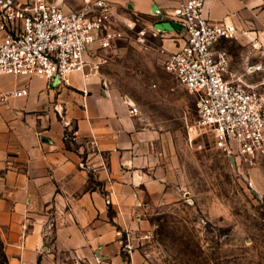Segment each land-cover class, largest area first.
Segmentation results:
<instances>
[{"label":"crops","instance_id":"1","mask_svg":"<svg viewBox=\"0 0 264 264\" xmlns=\"http://www.w3.org/2000/svg\"><path fill=\"white\" fill-rule=\"evenodd\" d=\"M52 1L79 9L96 0ZM107 1L117 20L152 21L166 52L184 44L182 27L165 16L179 0ZM204 15L236 24L238 41L260 46L242 61L228 50L231 71L251 79L246 64L264 62V0H205ZM21 88L29 94L0 105V236L9 264H144L140 250L125 256L123 246L142 213L173 194L156 132L94 69L73 73L70 86L0 74L1 90ZM67 129L78 140L66 141Z\"/></svg>","mask_w":264,"mask_h":264},{"label":"rangeland","instance_id":"2","mask_svg":"<svg viewBox=\"0 0 264 264\" xmlns=\"http://www.w3.org/2000/svg\"><path fill=\"white\" fill-rule=\"evenodd\" d=\"M120 23L124 38L91 66L138 107L140 125L158 135L157 153L172 175L173 194L128 230L144 264H264V156L218 149L196 127V97L165 69L160 30L145 17ZM256 44L225 43L240 61Z\"/></svg>","mask_w":264,"mask_h":264},{"label":"built area","instance_id":"3","mask_svg":"<svg viewBox=\"0 0 264 264\" xmlns=\"http://www.w3.org/2000/svg\"><path fill=\"white\" fill-rule=\"evenodd\" d=\"M204 10L205 0H179L165 13L182 27L184 40L168 54L165 69L196 97V127L210 133L218 149L236 157L264 156V62L246 64V76L256 80L236 76L225 43L237 40L239 29L234 23L209 20ZM154 14L162 15V9ZM120 24L107 0L79 9H65L52 0H0V74L70 86L73 73L85 74L100 51L116 48L125 36ZM28 94V88L0 89V105ZM132 113H139L137 106ZM64 139L74 142L78 132L67 129ZM92 143L96 145L95 138ZM132 240L127 231L123 248L128 254L138 248ZM70 264L81 263L75 259Z\"/></svg>","mask_w":264,"mask_h":264},{"label":"trees","instance_id":"4","mask_svg":"<svg viewBox=\"0 0 264 264\" xmlns=\"http://www.w3.org/2000/svg\"><path fill=\"white\" fill-rule=\"evenodd\" d=\"M125 256L127 255V253H124ZM0 258L2 260V264H9V260H8V257H7V254L5 252V249H4V242L0 236Z\"/></svg>","mask_w":264,"mask_h":264},{"label":"water","instance_id":"5","mask_svg":"<svg viewBox=\"0 0 264 264\" xmlns=\"http://www.w3.org/2000/svg\"><path fill=\"white\" fill-rule=\"evenodd\" d=\"M174 24H175V23H174ZM175 25H176V24H175ZM230 158H231L232 161H234V157H233V156H231Z\"/></svg>","mask_w":264,"mask_h":264}]
</instances>
